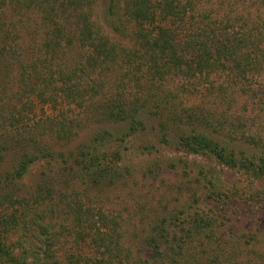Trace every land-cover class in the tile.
Returning a JSON list of instances; mask_svg holds the SVG:
<instances>
[{
    "label": "trees",
    "instance_id": "obj_1",
    "mask_svg": "<svg viewBox=\"0 0 264 264\" xmlns=\"http://www.w3.org/2000/svg\"><path fill=\"white\" fill-rule=\"evenodd\" d=\"M16 1L0 0L2 4ZM108 1L105 17L110 22L104 23L110 26V32L103 22L92 18L95 0H61L59 13L70 7L75 10L74 29L66 30L51 7L52 28L42 39L43 54L37 56L29 70L28 64L17 61L20 88L2 98L5 108L1 110L6 115H1L0 120L3 127L0 162L10 148L18 145L20 150L17 163L4 171L0 182V187H10L0 193V205L10 207V211L0 210V264H63L57 247L60 248L65 220L69 217L75 223V241L80 244L89 237L91 244L101 249L102 257L89 260L87 256L71 253L67 264L121 260L117 222L113 220L109 224L101 210L88 206L83 209L77 198L59 192L53 182L61 175L66 183V178L78 172L93 183L131 174V168L123 162L132 153L133 140L140 141L136 148L142 153H152L157 141L187 153L211 156L256 184L258 192L252 197L264 203V142L247 136L249 147L219 136L220 133H210L205 125L212 115L201 104L183 102L170 90L164 91L156 85L179 78L195 91L201 81H209V87L224 96L225 88L211 81L213 74L228 71L246 78L264 70V32L258 22L245 20L239 14L221 16L200 5L201 0ZM117 19L120 21L116 22ZM125 21L133 31L132 45L122 44L110 34L118 33ZM0 27V58H4L10 51L6 42L11 30L4 21ZM72 42L82 50L78 59L70 66L65 63L63 68H52L58 49ZM114 68L120 75L107 91L104 77ZM130 86L137 90L130 91ZM31 95L52 109L38 122V131H33L26 122L34 108ZM89 103L95 105L93 117L101 125L74 149L45 146L42 141L46 137L59 143L74 140L82 129V118L76 114V118L68 117L63 107L84 108ZM110 123L122 124L124 129L111 131L106 127ZM40 158L48 163H61L62 167L56 169L55 175L41 173L31 191L16 192L19 187L15 188V183ZM208 183L209 197L220 195L216 181L209 179ZM227 197H230L228 193ZM101 224L106 228L100 227ZM210 224L211 219L197 210L187 215L186 221L176 223L170 219L153 224L152 234L146 238L142 264H181L186 244ZM10 235L17 236L13 242L8 239ZM215 261L211 259V264Z\"/></svg>",
    "mask_w": 264,
    "mask_h": 264
},
{
    "label": "rangeland",
    "instance_id": "obj_2",
    "mask_svg": "<svg viewBox=\"0 0 264 264\" xmlns=\"http://www.w3.org/2000/svg\"><path fill=\"white\" fill-rule=\"evenodd\" d=\"M60 1L17 0L14 4L0 2V26L1 21H4L11 30V37L6 42L10 51L4 58H0V120L6 115V111L1 110L5 108L2 98L9 94L11 96L20 88V67L17 61L28 64L29 70L30 64H33L39 54H43L40 51L42 39L46 31L52 28L49 15L55 11L56 17L66 30L74 29L75 10L70 7L66 12L59 13ZM108 2L95 0L92 18L103 24L105 21L110 22L107 19L109 17H105ZM200 5L221 16L244 15L245 20L250 21L251 18L258 22L264 32V0H201ZM118 21L120 20L117 19L116 22ZM105 26L109 31L110 26ZM121 26L122 29L116 34L110 33L111 36L119 39L122 44L132 45L131 25L125 21ZM1 34L0 27V36ZM80 53L82 50L76 42L65 45L56 52L57 58L52 61L51 67L63 68L65 63L70 66ZM108 72L104 77L107 91L111 85L117 83L120 75L116 68ZM181 81L175 78L156 85L164 91L170 90L183 102L201 104L204 111L212 115L208 125H205L210 133H220L219 136L249 147L251 145L246 141L247 136H254L256 141L264 142V70L256 71L246 78L232 75L228 71L213 74L211 81L215 86L221 84L225 88L224 96L218 95L215 88L209 87V81H201L195 91L188 82ZM135 89L129 87L130 91ZM31 96L34 108L29 111L26 122L33 131H38V122L46 113H51L52 109L49 104H43L37 97ZM87 105L84 108L75 105L63 107L68 117L82 118V129L74 140L59 143L46 137L42 141L45 146L71 150L93 132L101 122L93 117L95 105ZM219 123L222 124L221 127ZM106 127L114 132L124 129L122 124L110 123ZM2 131L0 123V133ZM132 143V153L123 162V165L131 168V174L93 183L78 172L74 177L66 178V183L60 174L61 178L55 176L57 179L53 182L59 192H67L77 198L83 209L88 206L95 211L101 210L106 214L109 224L113 220L117 222L121 260L107 261L106 264H142L146 257V238L152 234V225L170 219L176 223L186 221L187 215L196 210L203 212L204 217L208 216L211 224L194 234L193 241L186 244L181 254V264H211V259H217L212 264H263L264 203L260 204L262 199L252 197L258 192L256 184L249 183L245 175L218 163L208 155L187 153L174 145H161L157 141L152 153L147 154L136 148L140 144L139 140H133ZM19 151L18 145L10 148L0 162V182L4 171L17 163ZM60 167L61 163H48L44 158L38 159L23 179L15 183V188L19 187L16 192L31 191L40 180L41 173L45 171L48 175H55L56 169L59 170ZM209 179L216 181V191L221 190L220 195L209 197ZM5 190H10V187H0V193L6 192ZM8 208L6 204L0 205L1 211H10ZM69 218L65 220L60 248L57 247V255L63 264H67L71 253L75 256H87L89 260L102 257L101 249L93 246L89 237L80 244L75 241V223ZM100 227L106 228L102 224ZM16 237L10 235L8 239L13 242Z\"/></svg>",
    "mask_w": 264,
    "mask_h": 264
}]
</instances>
